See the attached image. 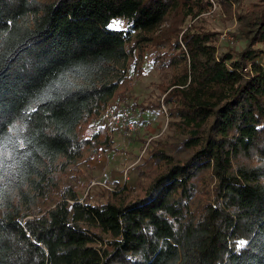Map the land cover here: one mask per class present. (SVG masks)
<instances>
[{
  "label": "trees",
  "instance_id": "trees-1",
  "mask_svg": "<svg viewBox=\"0 0 264 264\" xmlns=\"http://www.w3.org/2000/svg\"><path fill=\"white\" fill-rule=\"evenodd\" d=\"M217 2L241 48L211 0H0V264H264V0ZM148 56L159 94L131 106L172 134L137 184L83 198Z\"/></svg>",
  "mask_w": 264,
  "mask_h": 264
},
{
  "label": "rangeland",
  "instance_id": "rangeland-1",
  "mask_svg": "<svg viewBox=\"0 0 264 264\" xmlns=\"http://www.w3.org/2000/svg\"><path fill=\"white\" fill-rule=\"evenodd\" d=\"M211 2L212 6L209 11L204 14V17L210 27L222 32L219 41L220 50L224 49L227 45H231L236 49L241 48L244 45V40L240 36L238 30L239 24L235 16V5L229 8L219 4L217 0H211ZM229 9H231L230 12L228 11ZM235 33L236 35H234ZM144 67L145 70L139 78L133 75L125 80L112 102L109 103V106L117 111L128 109L132 118L137 122V129L131 134L123 132L120 129H112L104 115L107 124L112 129L113 145L111 149L103 150L100 153H105L103 162H105L106 170L111 174L114 180H117L115 183L121 185L124 184L122 177L123 170L128 167H131L130 179L128 180L129 186L137 184L141 179L139 165L142 164L148 156L146 153L143 157L141 156L145 141L152 139V142L154 141L153 143H156L159 140L170 138L172 134L166 114L158 112L141 115L131 106L135 97L140 101H145L154 99L159 94L157 85L162 80V74L152 64L151 56H148L144 63ZM99 155L90 163V165L93 166V179L100 173L99 169L101 166L98 160L101 161L102 159H99ZM150 166L151 164H148L144 169ZM81 180H90L88 168H84V175L81 176ZM66 182H73V178L68 176ZM90 188L91 187L88 188L87 186L80 190L81 197L85 198ZM96 190L97 189L94 188L91 191L93 193Z\"/></svg>",
  "mask_w": 264,
  "mask_h": 264
},
{
  "label": "built area",
  "instance_id": "built-area-1",
  "mask_svg": "<svg viewBox=\"0 0 264 264\" xmlns=\"http://www.w3.org/2000/svg\"><path fill=\"white\" fill-rule=\"evenodd\" d=\"M109 105L106 107L105 117L107 118L110 127L112 129H120L126 133H130V134L133 133L137 129V122L132 118L128 109H122L120 111H117ZM151 141L152 139L148 141L147 145L143 149L141 156H143L146 153V150ZM104 156H105L104 152L100 153L99 159L100 160L102 159L101 161L98 160L101 166V168L99 169L100 173L98 174L97 177H95L92 180L90 187L101 186L109 190H115L114 188L115 180L114 178H112L111 174L105 168V162H103ZM129 168L130 167L125 168L123 170L122 177L124 183H127L128 180L130 179Z\"/></svg>",
  "mask_w": 264,
  "mask_h": 264
},
{
  "label": "snow or ice",
  "instance_id": "snow-or-ice-1",
  "mask_svg": "<svg viewBox=\"0 0 264 264\" xmlns=\"http://www.w3.org/2000/svg\"><path fill=\"white\" fill-rule=\"evenodd\" d=\"M247 243H248L247 241H243V240L238 241L237 242V250L239 251L240 248L245 247L247 245Z\"/></svg>",
  "mask_w": 264,
  "mask_h": 264
}]
</instances>
